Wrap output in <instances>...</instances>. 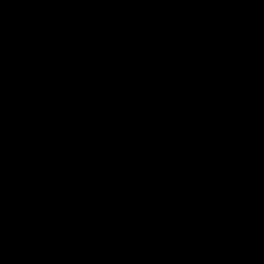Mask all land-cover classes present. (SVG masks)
Here are the masks:
<instances>
[{
  "label": "water",
  "instance_id": "obj_1",
  "mask_svg": "<svg viewBox=\"0 0 264 264\" xmlns=\"http://www.w3.org/2000/svg\"><path fill=\"white\" fill-rule=\"evenodd\" d=\"M0 264H264V0H0Z\"/></svg>",
  "mask_w": 264,
  "mask_h": 264
}]
</instances>
